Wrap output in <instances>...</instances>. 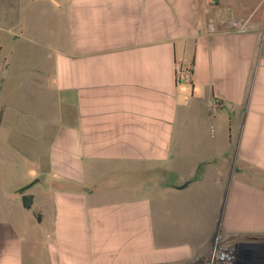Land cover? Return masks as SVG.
Listing matches in <instances>:
<instances>
[{
	"label": "crops",
	"instance_id": "0c3cea01",
	"mask_svg": "<svg viewBox=\"0 0 264 264\" xmlns=\"http://www.w3.org/2000/svg\"><path fill=\"white\" fill-rule=\"evenodd\" d=\"M233 1L0 0V264H174L214 233L264 264V0ZM160 186L209 202L201 240L170 244Z\"/></svg>",
	"mask_w": 264,
	"mask_h": 264
},
{
	"label": "rangeland",
	"instance_id": "374dc122",
	"mask_svg": "<svg viewBox=\"0 0 264 264\" xmlns=\"http://www.w3.org/2000/svg\"><path fill=\"white\" fill-rule=\"evenodd\" d=\"M228 3L223 4L228 7L234 8L236 10V5L239 3L238 1L226 0ZM250 5V4H249ZM263 6L261 5L260 9L256 8L253 11L252 6L245 10L246 16H249V21L258 22L263 20L262 16ZM38 101V99H37ZM38 105V102H37ZM177 177L171 176L170 181L177 182ZM160 181V178L157 179ZM166 189V190H165ZM163 189L161 186L159 190L155 192V194L150 195V201L152 202V209L154 214V220H156L157 214L160 215V230L169 236L170 244L177 243V236H186L201 240L204 237V234L207 230L206 225L203 224L205 214L209 211L207 206L209 202L205 200L204 203H200V201L195 202L190 200V192L188 194L186 191H175L169 188ZM201 214L200 218H197L198 215ZM156 215V216H155ZM186 240H190L188 237ZM218 239L219 243L227 246L229 249H233L234 251H238L241 249H255L254 245H242V240L237 237H221L219 233H214L213 237H210V242L207 250H202L196 257L188 260H183L179 262H175L174 264H194V263H203L209 258L212 251V243L214 240ZM252 240V239H251ZM184 242V241H183ZM204 253V254H202ZM201 254V255H200Z\"/></svg>",
	"mask_w": 264,
	"mask_h": 264
},
{
	"label": "built area",
	"instance_id": "2783aa9c",
	"mask_svg": "<svg viewBox=\"0 0 264 264\" xmlns=\"http://www.w3.org/2000/svg\"><path fill=\"white\" fill-rule=\"evenodd\" d=\"M176 78L179 82H189L191 79V65L179 63L176 67ZM235 251L219 243L218 239L212 243V251L203 263L194 264H235Z\"/></svg>",
	"mask_w": 264,
	"mask_h": 264
},
{
	"label": "water",
	"instance_id": "95a60500",
	"mask_svg": "<svg viewBox=\"0 0 264 264\" xmlns=\"http://www.w3.org/2000/svg\"><path fill=\"white\" fill-rule=\"evenodd\" d=\"M186 184L187 183H184L181 186H172V187L176 189H182L186 186ZM31 203H32V195L26 194L21 197V204L24 209L29 210L31 207ZM36 221L39 222V216L36 217Z\"/></svg>",
	"mask_w": 264,
	"mask_h": 264
}]
</instances>
